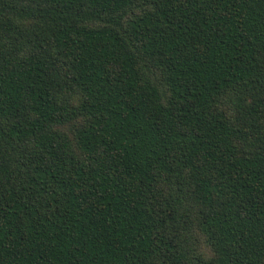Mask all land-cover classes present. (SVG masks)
Here are the masks:
<instances>
[{"label":"trees","instance_id":"obj_1","mask_svg":"<svg viewBox=\"0 0 264 264\" xmlns=\"http://www.w3.org/2000/svg\"><path fill=\"white\" fill-rule=\"evenodd\" d=\"M0 264H264V0H0Z\"/></svg>","mask_w":264,"mask_h":264}]
</instances>
